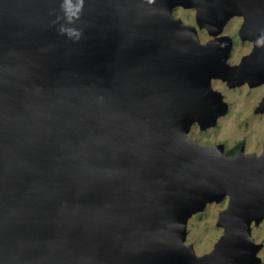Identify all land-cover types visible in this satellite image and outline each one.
<instances>
[{
	"label": "water",
	"instance_id": "1",
	"mask_svg": "<svg viewBox=\"0 0 264 264\" xmlns=\"http://www.w3.org/2000/svg\"><path fill=\"white\" fill-rule=\"evenodd\" d=\"M62 4L0 0V264L259 262L264 146L226 154L189 129L227 110L212 78L264 80V0H84L71 25ZM236 14L253 47L230 64ZM225 197L198 255L187 219Z\"/></svg>",
	"mask_w": 264,
	"mask_h": 264
},
{
	"label": "rangeland",
	"instance_id": "2",
	"mask_svg": "<svg viewBox=\"0 0 264 264\" xmlns=\"http://www.w3.org/2000/svg\"><path fill=\"white\" fill-rule=\"evenodd\" d=\"M172 13L194 25L201 42L212 37L205 28L198 27L194 8L175 5ZM241 20V15L231 16L222 30L223 34L232 38L228 57L230 64L237 62L251 49V42L240 39L237 34ZM211 85L222 93L228 105L227 110L217 118L213 126L201 129L196 122L192 123L190 135L202 144L222 143L224 150L241 141L244 152L259 153L264 141V112L255 111V106L264 94V82L255 87H248L245 83L230 87L225 80L214 77ZM226 203V197L208 202L203 210L193 213L187 219L184 242L192 244L196 254L209 251L223 233V228L216 224V220ZM250 234L255 242L262 245L256 252L260 261L254 264H264V218L258 223L251 221Z\"/></svg>",
	"mask_w": 264,
	"mask_h": 264
},
{
	"label": "clouds",
	"instance_id": "3",
	"mask_svg": "<svg viewBox=\"0 0 264 264\" xmlns=\"http://www.w3.org/2000/svg\"><path fill=\"white\" fill-rule=\"evenodd\" d=\"M84 0H63L62 8L65 13V19L69 25L73 24L79 18L83 8ZM61 32L69 37H79V32L72 27L61 26Z\"/></svg>",
	"mask_w": 264,
	"mask_h": 264
},
{
	"label": "flooded vegetation",
	"instance_id": "4",
	"mask_svg": "<svg viewBox=\"0 0 264 264\" xmlns=\"http://www.w3.org/2000/svg\"><path fill=\"white\" fill-rule=\"evenodd\" d=\"M195 10V9H194ZM236 15H238V14H236ZM242 16V20H241V23H242V21H243V19H244V17H243V15H241ZM241 23H240V25H241ZM240 27V26H239ZM239 27H238V29H239ZM238 29H237V34H238ZM239 36V35H238ZM240 38V37H239ZM241 39V38H240ZM242 40H247V41H250L251 42V49H252V47H253V40L252 39H250V38H248V37H246V38H244V39H242ZM251 49L248 51V52H246V53H244L241 57H240V59L237 61V62H235V63H238L239 61H241V59L244 57V56H246V55H248L249 54V52L251 51ZM235 63H233V64H235ZM264 82V80L262 81V82H260V83H257V84H250L247 80L246 81H244L243 83H245L248 87H255V86H257V85H259V84H261V83H263ZM227 84V83H226ZM228 85V84H227ZM229 86V85H228ZM230 87H233V86H230ZM263 96H264V94L262 95V97H261V99L257 102V104H256V106H255V111H257V112H264V110H257V107L259 106V104H260V102L262 101V99H263ZM237 143H240V145H239V147L235 150V152L242 146V144H243V142H237ZM237 143H235L232 147H230V148H228V149H226V150H224V152L226 153V154H233V153H228V151L231 149V148H233ZM263 146H264V141H263V144H262V149H263ZM224 147V146H223ZM262 149H261V151H262ZM260 151V152H261ZM259 152V153H260ZM261 244V243H260ZM262 246V245H261ZM260 246V247H261Z\"/></svg>",
	"mask_w": 264,
	"mask_h": 264
},
{
	"label": "trees",
	"instance_id": "5",
	"mask_svg": "<svg viewBox=\"0 0 264 264\" xmlns=\"http://www.w3.org/2000/svg\"><path fill=\"white\" fill-rule=\"evenodd\" d=\"M240 143H237L233 148H231L228 153H233L239 147Z\"/></svg>",
	"mask_w": 264,
	"mask_h": 264
},
{
	"label": "bare ground",
	"instance_id": "6",
	"mask_svg": "<svg viewBox=\"0 0 264 264\" xmlns=\"http://www.w3.org/2000/svg\"><path fill=\"white\" fill-rule=\"evenodd\" d=\"M215 78H219V77H215ZM220 79H222V78H220ZM226 81V80H225Z\"/></svg>",
	"mask_w": 264,
	"mask_h": 264
}]
</instances>
